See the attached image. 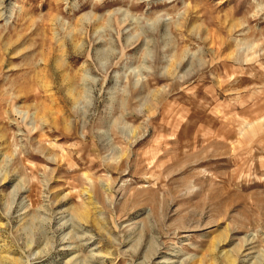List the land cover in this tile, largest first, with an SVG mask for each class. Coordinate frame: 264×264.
Wrapping results in <instances>:
<instances>
[{"label":"rangeland","instance_id":"rangeland-1","mask_svg":"<svg viewBox=\"0 0 264 264\" xmlns=\"http://www.w3.org/2000/svg\"><path fill=\"white\" fill-rule=\"evenodd\" d=\"M0 264H264V0H0Z\"/></svg>","mask_w":264,"mask_h":264}]
</instances>
